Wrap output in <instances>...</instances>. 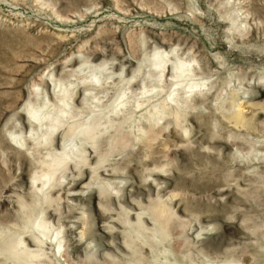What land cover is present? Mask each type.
Returning <instances> with one entry per match:
<instances>
[{"label":"rangeland","instance_id":"rangeland-1","mask_svg":"<svg viewBox=\"0 0 264 264\" xmlns=\"http://www.w3.org/2000/svg\"><path fill=\"white\" fill-rule=\"evenodd\" d=\"M0 264H264V0H0Z\"/></svg>","mask_w":264,"mask_h":264},{"label":"bare ground","instance_id":"bare-ground-1","mask_svg":"<svg viewBox=\"0 0 264 264\" xmlns=\"http://www.w3.org/2000/svg\"><path fill=\"white\" fill-rule=\"evenodd\" d=\"M183 68V67H182ZM36 122H41L42 120H44L43 118H36V117H32ZM42 123V122H41ZM48 178V177H47ZM44 179V178H43Z\"/></svg>","mask_w":264,"mask_h":264}]
</instances>
